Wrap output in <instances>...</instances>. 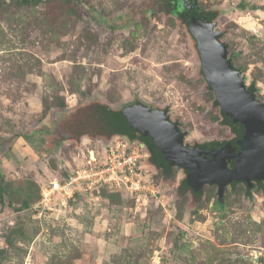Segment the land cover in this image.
I'll return each instance as SVG.
<instances>
[{
  "label": "rangeland",
  "instance_id": "rangeland-1",
  "mask_svg": "<svg viewBox=\"0 0 264 264\" xmlns=\"http://www.w3.org/2000/svg\"><path fill=\"white\" fill-rule=\"evenodd\" d=\"M190 4L213 16L264 103V0H0V264H264V180L220 198L217 185L196 193L183 169L151 160L156 197L115 186L40 203L53 179L95 165L117 138L105 108L163 111L191 148L237 138Z\"/></svg>",
  "mask_w": 264,
  "mask_h": 264
},
{
  "label": "water",
  "instance_id": "water-1",
  "mask_svg": "<svg viewBox=\"0 0 264 264\" xmlns=\"http://www.w3.org/2000/svg\"><path fill=\"white\" fill-rule=\"evenodd\" d=\"M190 30L198 42L207 81L223 113L245 128L243 138L237 142L239 151L188 147L185 134L165 112L139 105L122 112L105 108L104 130L109 135L130 139L141 137L153 146V159L158 168L171 171L179 167L187 175L183 182L185 188L202 193L205 185L215 184L222 198L231 183L246 182L251 186L254 181L264 180V103L248 90L240 73L233 68L214 22L203 16L191 22ZM231 161H234L232 168Z\"/></svg>",
  "mask_w": 264,
  "mask_h": 264
},
{
  "label": "built area",
  "instance_id": "built-area-1",
  "mask_svg": "<svg viewBox=\"0 0 264 264\" xmlns=\"http://www.w3.org/2000/svg\"><path fill=\"white\" fill-rule=\"evenodd\" d=\"M151 158L152 153L144 140L118 135L108 146L102 162L94 161L96 164L92 165L91 161L85 168L75 170L67 177H56L42 189L43 200L40 203L47 207L56 194L67 199L74 197L81 188L83 191H94L115 186H122L137 198L156 197V186L145 174Z\"/></svg>",
  "mask_w": 264,
  "mask_h": 264
},
{
  "label": "trees",
  "instance_id": "trees-1",
  "mask_svg": "<svg viewBox=\"0 0 264 264\" xmlns=\"http://www.w3.org/2000/svg\"><path fill=\"white\" fill-rule=\"evenodd\" d=\"M20 4L22 5H28V6H32V5H37L43 1H46V0H18ZM190 7H192V10H190L187 14V20L188 22H192L193 20H197L203 16H205L208 20L212 21L213 20V16L210 14V13H204V12H201L200 10H198L197 6H195V4H190L189 5ZM231 63H232V60L230 59ZM233 65V64H232ZM233 68L235 69V67L233 66ZM236 70V69H235ZM238 71V70H236ZM248 90L251 92V93H255V90L253 87H249ZM111 114V112H109ZM223 116L225 118V121H226V124L228 126H230L233 131L236 133L237 135V138H235L234 140L232 141H229V142H225V143H212L210 144L209 146H204V147H201L202 149L204 150H216V149H219V148H236L237 150H239L238 146H237V142L243 138L244 136V133H245V128L242 124L240 123H237L234 121V119L228 115H226L225 113H223ZM65 140L67 139H70L68 137H65L64 138ZM143 140V139H142ZM150 151L152 153V158L151 160L154 161L153 159V146L150 145ZM108 149V148H107ZM107 149H106V152H107ZM106 152L104 153V155L106 154ZM104 155H103V158H104ZM103 158L101 160H99V162H102ZM153 164V163H152ZM166 172H169V171H166ZM68 175L64 176V177H67ZM149 179V178H148ZM150 181V179H149ZM258 183H261L262 181H257ZM235 184V183H234Z\"/></svg>",
  "mask_w": 264,
  "mask_h": 264
},
{
  "label": "flooded vegetation",
  "instance_id": "flooded-vegetation-1",
  "mask_svg": "<svg viewBox=\"0 0 264 264\" xmlns=\"http://www.w3.org/2000/svg\"><path fill=\"white\" fill-rule=\"evenodd\" d=\"M139 138H140V137H139ZM140 139H141V138H140ZM146 144H147L148 148H149L150 145H151V144H149V143H147V142H146ZM149 149H150V148H149ZM230 149H236V148H230ZM238 151H239V150L236 149V152H238ZM229 166L232 168V167L234 166V161H231L230 164H229ZM244 183H246V182H244ZM233 184H234V183H233ZM246 184H247V183H246ZM247 185H248V184H247Z\"/></svg>",
  "mask_w": 264,
  "mask_h": 264
},
{
  "label": "bare ground",
  "instance_id": "bare-ground-1",
  "mask_svg": "<svg viewBox=\"0 0 264 264\" xmlns=\"http://www.w3.org/2000/svg\"><path fill=\"white\" fill-rule=\"evenodd\" d=\"M92 159H94V156H92Z\"/></svg>",
  "mask_w": 264,
  "mask_h": 264
}]
</instances>
